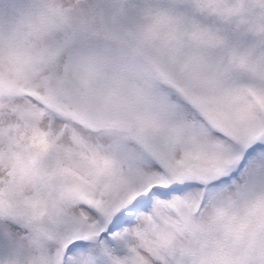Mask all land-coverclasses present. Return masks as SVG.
<instances>
[{"label": "rangeland", "instance_id": "374dc122", "mask_svg": "<svg viewBox=\"0 0 264 264\" xmlns=\"http://www.w3.org/2000/svg\"><path fill=\"white\" fill-rule=\"evenodd\" d=\"M0 264H264V0H0Z\"/></svg>", "mask_w": 264, "mask_h": 264}, {"label": "bare ground", "instance_id": "6f19581e", "mask_svg": "<svg viewBox=\"0 0 264 264\" xmlns=\"http://www.w3.org/2000/svg\"><path fill=\"white\" fill-rule=\"evenodd\" d=\"M235 156H237V155H235ZM115 258L117 260H121V261H124L125 262V261H129L131 257H129L126 252H122V253L117 254Z\"/></svg>", "mask_w": 264, "mask_h": 264}]
</instances>
